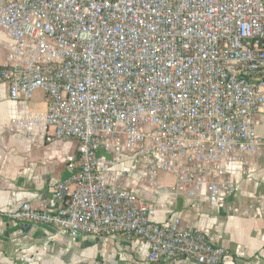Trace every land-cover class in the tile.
<instances>
[{
  "label": "built area",
  "instance_id": "built-area-1",
  "mask_svg": "<svg viewBox=\"0 0 264 264\" xmlns=\"http://www.w3.org/2000/svg\"><path fill=\"white\" fill-rule=\"evenodd\" d=\"M0 29L9 131L30 147L78 143L58 211L25 204L0 219L54 228L43 248L78 232L145 244L151 262L231 264L203 231L153 221L154 204L123 181L142 170L154 189L167 173L176 198L212 207L235 194L264 147V0H0ZM37 91L46 111L31 105Z\"/></svg>",
  "mask_w": 264,
  "mask_h": 264
},
{
  "label": "crops",
  "instance_id": "crops-1",
  "mask_svg": "<svg viewBox=\"0 0 264 264\" xmlns=\"http://www.w3.org/2000/svg\"><path fill=\"white\" fill-rule=\"evenodd\" d=\"M0 41L9 36L0 29ZM6 48L0 49V65ZM31 105L46 111L48 101L42 91L33 95ZM17 115V104L8 88L0 83V212L13 213L29 204L40 210L58 211L62 203L53 196L55 185L74 174L67 160L77 153L78 143L66 140L58 145L29 146L26 137L9 131ZM256 133L264 137L259 121ZM126 158L121 169L131 167ZM247 172L239 175L235 194L219 206L201 205L186 197L176 198L174 176L160 173L156 188H150L142 170L132 169L123 182L139 198L154 204L150 217L164 224L180 219L182 227L203 231L210 242L233 255L231 264H264V147L246 156ZM56 233L49 226L7 222L0 219V264H21L20 256L37 254L33 264H186L149 261L150 249L120 236L99 238L76 233L61 235L48 248L43 243Z\"/></svg>",
  "mask_w": 264,
  "mask_h": 264
},
{
  "label": "water",
  "instance_id": "water-1",
  "mask_svg": "<svg viewBox=\"0 0 264 264\" xmlns=\"http://www.w3.org/2000/svg\"><path fill=\"white\" fill-rule=\"evenodd\" d=\"M77 235H80V233H78V232H75Z\"/></svg>",
  "mask_w": 264,
  "mask_h": 264
}]
</instances>
